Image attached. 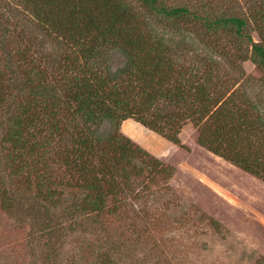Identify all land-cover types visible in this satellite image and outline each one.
<instances>
[{"label": "rangeland", "instance_id": "374dc122", "mask_svg": "<svg viewBox=\"0 0 264 264\" xmlns=\"http://www.w3.org/2000/svg\"><path fill=\"white\" fill-rule=\"evenodd\" d=\"M19 1L0 0V70L6 74L0 100V264H264V182L200 146L190 120L179 129L178 144L133 118L120 121L117 132L160 165L145 155L135 157L126 165L128 186L119 178L103 184L108 201L98 212L88 209L94 191L83 185L74 145V137L93 140V125L39 107L33 122L21 124L22 145L9 141L10 119L21 114L16 106L26 101L24 92H16L24 73L39 71L50 86L82 62L79 55H68V42L59 40L58 32L36 22ZM160 1L185 6L195 16L170 23L126 0L134 7L144 47L153 50L148 43L153 38L173 51L189 50L187 58L211 55L214 87L236 89L233 98L253 110L259 106L264 116V71L248 59L246 40L204 24L221 14L247 17L264 10V0ZM107 61L122 80L120 88H127L128 75L119 72L129 65L127 59L115 52ZM172 74L166 85L176 77ZM109 128L105 122L100 130L106 135Z\"/></svg>", "mask_w": 264, "mask_h": 264}, {"label": "trees", "instance_id": "16d2710c", "mask_svg": "<svg viewBox=\"0 0 264 264\" xmlns=\"http://www.w3.org/2000/svg\"><path fill=\"white\" fill-rule=\"evenodd\" d=\"M136 1L158 17L171 20L170 23L185 19L188 14L195 16L185 6L167 7L160 0ZM19 3L40 25L58 32V39L68 42L71 50L68 55H79L82 62L79 66H66L65 71L71 72L72 67L73 73L50 86L44 84L41 72L24 73L16 92H24L26 101L16 106L21 108V114L10 119L14 124L7 133L9 141L22 145L21 124L33 122L39 107L58 110L77 118V123L93 125L91 133L96 143L74 137L82 181H86L83 185L94 191L88 209L98 212L106 205L105 182L119 178L126 180L128 186L126 165H132L135 157L145 155L154 165H160L157 158L117 132L118 123L128 117L176 144L179 129L190 120L197 129L200 146L264 182V116L259 106L253 110L247 101L233 98L236 89L228 93L229 85L224 86V91L214 87L211 55L187 58L189 50L173 51L153 38L148 41L153 50L145 48L143 35L134 24V7L126 0H20ZM252 12L247 17L221 14L205 19L204 24L214 30L222 29L236 40H246L248 59L264 71V10ZM248 20L253 22L258 41L249 33ZM151 50V57L143 59ZM115 52H120L129 64L119 70L128 75L125 89L120 88L122 80H118L116 73L108 70L107 60ZM173 72L176 77L166 85ZM5 75L0 70V100L5 98L1 93L6 88L1 84ZM36 86L40 91L33 89ZM29 109L31 113H27ZM105 122L110 124L106 135L100 130ZM95 160L98 162L94 163Z\"/></svg>", "mask_w": 264, "mask_h": 264}]
</instances>
